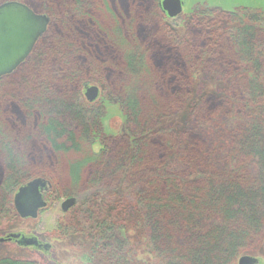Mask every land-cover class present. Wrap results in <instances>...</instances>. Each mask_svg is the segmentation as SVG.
<instances>
[{"label":"trees","instance_id":"1","mask_svg":"<svg viewBox=\"0 0 264 264\" xmlns=\"http://www.w3.org/2000/svg\"><path fill=\"white\" fill-rule=\"evenodd\" d=\"M99 4L41 0L40 13L49 24L19 67L31 62L38 72L47 55L60 58L63 66L54 86L37 81L26 98L12 102L26 122L18 123L10 135L0 117V222L16 218L12 195L29 179L25 156L33 138L55 152L68 153L84 144L91 148L94 136H102V106L82 100L83 69L72 61L85 58L87 73L94 76L108 67L106 61L94 63L101 45L84 35L96 28L92 20ZM235 11L203 9L186 25L189 35L183 37L163 27L150 30L146 49L123 42L116 32L112 36L120 70L131 82L112 90L104 85L101 94L105 103L120 107L125 139L119 138L115 151L93 152L73 165L72 174L85 184L67 195L75 204L66 213L65 226L59 227L61 236L87 237L88 262L133 264L141 247L149 264H235L264 242V12ZM56 28L64 36L57 35ZM156 50L154 62L168 71L162 70L160 80L145 81L144 58ZM174 53L186 75L178 76L173 68ZM198 71L216 77L223 89L204 95L198 110L191 104L186 127L163 126L174 106L181 113L191 100L189 86ZM6 78L0 79V88ZM63 116L68 124L61 121ZM214 119L232 126L217 160L203 153L198 136L201 126ZM82 166L92 169L83 176ZM0 264L38 263L1 258Z\"/></svg>","mask_w":264,"mask_h":264},{"label":"rangeland","instance_id":"2","mask_svg":"<svg viewBox=\"0 0 264 264\" xmlns=\"http://www.w3.org/2000/svg\"><path fill=\"white\" fill-rule=\"evenodd\" d=\"M10 1L22 3L35 13L41 12V0H0V4ZM160 1L161 0H100L98 6V10H100L96 12L97 16L95 15L92 20L96 28L88 32L84 30L86 31L84 35L89 37V42H93V44L99 41L98 48L99 45H101L99 52H96L97 56H95L97 58L95 61L97 62L94 61V63L99 65L106 61L108 67L104 70L103 74L94 76L87 73L84 66V64H86L85 58L82 57L77 61H75L74 58L72 61L83 69L79 77V79L84 80L82 86L85 84L84 87L86 88L90 86H97L99 88L97 98L91 103L101 105L102 113L105 115V118L102 119L100 123L103 143L99 144L101 140L100 136H94V141H92L96 144H94L93 147L89 148L88 145L84 144L80 151H70L68 153L51 150L49 145L41 141L39 137L33 138V140L28 143L30 146L27 147L29 153L25 156V166L28 171L27 175L29 179H26L22 185L36 178L44 179L48 183L46 191L44 194L42 193L43 199L46 202V207L39 211L35 219H21L16 215L14 219L1 221L0 239L5 238L9 234H19L28 238L35 237L42 246L48 245L49 248L47 250H38L35 247L24 248L18 246L14 240L6 241L0 243V259H28L37 261L38 264H98L95 261H87L89 242L86 236H61L59 227L60 225H64L66 213L69 210L63 213L60 205L65 199L69 198L67 195L71 194L72 188H81L85 184V179L82 181L79 176L72 174L71 170L72 167H74L73 165L79 162L83 163V161L86 160L85 158L91 156L93 152L98 153L104 149L107 151H115L119 145V138L125 139V135L123 134L125 132L123 125L124 119L120 107L113 102L105 103L102 100L103 94H101L104 85L110 90L111 88H117L122 83L127 82L128 85L131 82V79L129 80L128 76L120 70L121 63L119 61L121 60V56L119 50L116 48V45H110V42H113L112 36L115 35V32L122 37L123 42L126 43L129 40L131 43L133 42L146 49L148 44L151 43L149 36L150 30L154 33L158 31L159 28L163 27L167 33L169 30H172V32H175L180 37H183L185 33L189 35L188 31H186V25L203 9L217 8L221 11L236 12L235 10L237 9L251 8L264 12V0H181V14L170 19L165 13L163 15L161 12L159 5ZM115 23L116 25H114ZM56 31L57 35L64 36L59 28H56ZM156 52L158 51L151 52L152 56L148 53L144 58L146 68L145 81L147 78L150 79L153 77H157V79L160 80L162 76H164L162 70L168 69H162L154 62V60L157 59ZM153 53L156 54L153 56ZM174 55L177 64L173 66V68L177 67V75H186V70L181 64L182 61L178 59L177 54L174 53ZM59 59L60 58H57L55 55H47L44 58L43 67L38 72L32 68V63L28 62L7 76L5 80L6 84L4 87L0 88V117L4 120L2 123L5 124L4 126L9 135L11 134V130L15 128L18 123L22 125L26 122L25 115H23L19 107L12 102H14V100L18 102V100L26 98L30 94V90H32L30 89L31 86H34L37 81H43L49 88L54 86L58 80L56 75H59V71L63 66ZM220 87H222V83L219 82L216 77H210L203 71L194 73L189 86L192 92L191 100L185 104L181 113L179 111L175 112L176 109L174 106L170 111L171 115L165 117L166 119H164L161 124L163 126H168L170 124L177 128L186 127L188 117L187 110L191 104H194V107H196L195 110H198L201 106V98L206 94L216 93L218 89H223ZM153 91L156 96L160 97V92H158L157 87H155ZM84 93L85 90L83 89V92H81L82 100L86 104H91L86 101ZM162 97H164L163 94ZM10 102L11 105H9ZM167 103H169V101ZM176 105L179 106L180 103ZM4 108H10V110L2 114L1 112ZM60 119H62L61 121L63 122H67V124L69 123L68 117L66 116ZM231 127V123H226L223 119H214L210 124L201 126L198 131V136L203 141L204 145H200L202 146L203 153L206 154L209 159L217 160L221 157ZM36 142L37 144L40 143L38 148L35 145ZM83 167L84 166H82V169ZM90 169H92V166ZM90 169L89 166H86L83 169V176L86 170L88 171ZM2 171L3 166L0 159V178ZM77 177H79V179ZM19 187L20 186L15 189L14 194ZM14 194L12 195V200ZM132 236L130 232L128 238L131 242L134 241ZM241 256L254 258L256 261L255 264H264V242L259 246L256 252L240 255L236 259L235 264H237ZM135 257L137 262L133 264H149L148 258L142 254L141 247H137V254H135Z\"/></svg>","mask_w":264,"mask_h":264},{"label":"water","instance_id":"3","mask_svg":"<svg viewBox=\"0 0 264 264\" xmlns=\"http://www.w3.org/2000/svg\"><path fill=\"white\" fill-rule=\"evenodd\" d=\"M160 8L170 19L182 12L181 0H161ZM49 18L44 14L35 13L26 5L16 2L0 4V79L12 74L31 54L37 41L46 32ZM98 96L95 86L86 88L84 97L87 102H93ZM48 183L41 178L28 181L20 186L13 196V208L21 219H35L39 211L46 207L42 193ZM75 204L73 198L65 199L61 211L67 212ZM14 240L20 247H35L47 250L48 245H40L35 237H24L19 234H9L0 239V243ZM254 258L241 256L237 264H255Z\"/></svg>","mask_w":264,"mask_h":264},{"label":"flooded vegetation","instance_id":"4","mask_svg":"<svg viewBox=\"0 0 264 264\" xmlns=\"http://www.w3.org/2000/svg\"><path fill=\"white\" fill-rule=\"evenodd\" d=\"M95 87H97V86H95ZM88 88V87H87ZM97 89H98V94H99V88L97 87ZM84 90H86V87H84ZM46 190H44V192H45ZM44 192H43V194H44ZM39 242V241H38ZM40 244V243H39ZM41 245V244H40ZM36 249H38V250H40V249H42V248H36Z\"/></svg>","mask_w":264,"mask_h":264}]
</instances>
